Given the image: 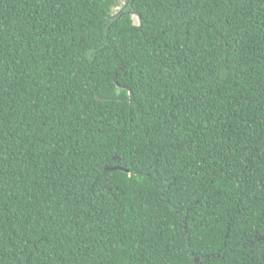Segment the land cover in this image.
Instances as JSON below:
<instances>
[{
	"label": "trees",
	"instance_id": "1",
	"mask_svg": "<svg viewBox=\"0 0 264 264\" xmlns=\"http://www.w3.org/2000/svg\"><path fill=\"white\" fill-rule=\"evenodd\" d=\"M0 264H264V0H0Z\"/></svg>",
	"mask_w": 264,
	"mask_h": 264
},
{
	"label": "rangeland",
	"instance_id": "2",
	"mask_svg": "<svg viewBox=\"0 0 264 264\" xmlns=\"http://www.w3.org/2000/svg\"><path fill=\"white\" fill-rule=\"evenodd\" d=\"M119 1H120L121 5H122V4H125L127 0H119ZM135 22L137 24V20L136 19H135Z\"/></svg>",
	"mask_w": 264,
	"mask_h": 264
}]
</instances>
